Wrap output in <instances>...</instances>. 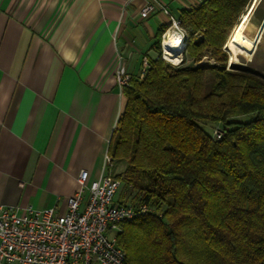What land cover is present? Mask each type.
<instances>
[{
    "label": "trees",
    "instance_id": "obj_1",
    "mask_svg": "<svg viewBox=\"0 0 264 264\" xmlns=\"http://www.w3.org/2000/svg\"><path fill=\"white\" fill-rule=\"evenodd\" d=\"M250 2L179 10L183 60L194 65L157 56L121 89L108 153L126 161L124 189L154 209L122 223L116 238L126 264H264V78L228 67L222 48ZM166 28L155 34L158 50ZM207 122L223 128L220 139Z\"/></svg>",
    "mask_w": 264,
    "mask_h": 264
},
{
    "label": "crops",
    "instance_id": "obj_2",
    "mask_svg": "<svg viewBox=\"0 0 264 264\" xmlns=\"http://www.w3.org/2000/svg\"><path fill=\"white\" fill-rule=\"evenodd\" d=\"M192 1L0 0V204L64 212L80 170L100 177L124 103L119 60L137 76L168 26L159 4L178 18Z\"/></svg>",
    "mask_w": 264,
    "mask_h": 264
},
{
    "label": "built area",
    "instance_id": "obj_3",
    "mask_svg": "<svg viewBox=\"0 0 264 264\" xmlns=\"http://www.w3.org/2000/svg\"><path fill=\"white\" fill-rule=\"evenodd\" d=\"M203 1L193 0L190 8ZM156 6L157 3L148 1L140 9V16H149ZM159 7L168 17V26L161 35L158 56L178 66L183 61L186 32L166 4ZM172 33L180 36L183 44L177 49L167 45L166 49L165 42ZM166 50L179 53V61L173 62L167 57ZM148 67L149 62L143 57L137 73L139 79L144 77ZM132 77L119 60L115 68L119 89L128 86ZM223 133L219 126L212 130L217 139ZM112 163L106 153L103 172L93 181H89L88 170H80L78 189L66 198L64 212L52 207L19 209L0 204V264H126L125 251L116 238L121 222L154 212V209L147 202L124 203L116 196L121 181L110 173Z\"/></svg>",
    "mask_w": 264,
    "mask_h": 264
},
{
    "label": "rangeland",
    "instance_id": "obj_4",
    "mask_svg": "<svg viewBox=\"0 0 264 264\" xmlns=\"http://www.w3.org/2000/svg\"><path fill=\"white\" fill-rule=\"evenodd\" d=\"M248 7L249 6L246 7V9L244 10V12L247 11ZM243 13L240 14V18H241V16H242ZM240 18H239V20H240ZM263 18H264V0H260L259 3H258V5H257V7H256V9H255V11H254V13L249 18L250 33H253L254 32L255 28L262 21ZM239 20H238V22H239ZM238 22H236V24ZM235 25H233L232 28ZM232 28H231V30H232ZM231 30L229 31V34H230ZM229 34H228V36H229ZM228 36H227V38H228ZM185 38H186L185 40H186V44H187V36ZM222 48L228 54V60H227V66L228 67L231 68L234 65L235 66H238V67H249L250 68V71H252L253 73H255L257 76H259L261 78H264V30H263V32L261 34V40L257 44V47H256V49H255V51L252 54V56H251L250 59H246L244 56L238 55L240 62H238V63L230 62V57H229L228 51L224 48V45H223ZM183 58H184V53H183ZM184 60H183V63H181L182 66H193L194 65V62H192V60L189 59V57L187 55H186V58ZM206 60H207L206 57H204L200 61V63L203 64L204 62H206ZM209 62L210 63H213L212 60L209 61ZM129 84H130V81H129ZM252 116H253V114H249V115H244V116L237 117L236 119H238V120H248ZM202 126L205 129V131H207V132L210 133V135L212 136L213 139H216L217 140V138H214L213 135H212V129H214V128H213V125H211V123H209V122L203 123ZM109 155L111 156L112 162H113L116 158H113L111 154H109ZM117 160H123L126 163V161L124 159H117ZM124 170H125V168L122 171H115V172H113V174L115 175L116 178L120 179L118 176L120 174H122L124 172ZM110 173H112V168L110 169ZM125 190L126 189H124L123 184L121 182L120 183V187L117 190V195L116 196L119 197V199H120V197L124 194L125 195V197H124L125 198V201H123L124 203H130V204H136V205H138V202H141L139 200V198L135 197L136 191H133V190L132 191L131 190H126L125 191ZM143 202H145V201H143ZM140 204H142V202ZM161 210L162 209H157V211L159 213L161 212ZM131 219H133V218H131ZM123 222H121V224H120L119 231L121 230V225H122Z\"/></svg>",
    "mask_w": 264,
    "mask_h": 264
},
{
    "label": "bare ground",
    "instance_id": "obj_5",
    "mask_svg": "<svg viewBox=\"0 0 264 264\" xmlns=\"http://www.w3.org/2000/svg\"><path fill=\"white\" fill-rule=\"evenodd\" d=\"M260 0H252L247 11L244 12L239 22L232 28L227 40L224 43V48L228 51L230 62H240L238 55L244 56L246 59H250L254 53L257 44L261 40V34L264 30V20L257 25L253 33H250L249 18L254 13ZM183 44L180 36H175L173 33L168 36L165 42L172 49H177ZM166 55L173 62H178L180 54H174L173 52L166 50Z\"/></svg>",
    "mask_w": 264,
    "mask_h": 264
},
{
    "label": "water",
    "instance_id": "obj_6",
    "mask_svg": "<svg viewBox=\"0 0 264 264\" xmlns=\"http://www.w3.org/2000/svg\"><path fill=\"white\" fill-rule=\"evenodd\" d=\"M263 20H264V18H263Z\"/></svg>",
    "mask_w": 264,
    "mask_h": 264
}]
</instances>
